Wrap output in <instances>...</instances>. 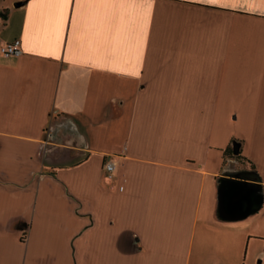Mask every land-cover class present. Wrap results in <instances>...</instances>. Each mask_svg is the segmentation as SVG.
Instances as JSON below:
<instances>
[{"label":"crops","instance_id":"obj_1","mask_svg":"<svg viewBox=\"0 0 264 264\" xmlns=\"http://www.w3.org/2000/svg\"><path fill=\"white\" fill-rule=\"evenodd\" d=\"M15 37L0 264H264V0H0Z\"/></svg>","mask_w":264,"mask_h":264},{"label":"rangeland","instance_id":"obj_2","mask_svg":"<svg viewBox=\"0 0 264 264\" xmlns=\"http://www.w3.org/2000/svg\"><path fill=\"white\" fill-rule=\"evenodd\" d=\"M251 216H247V217H244L243 220H240L241 221V225L239 226L238 230H239V238H241L242 236H244V234L246 233V231L249 229V226L248 224H250V220H248ZM256 225L260 224L261 223V220H256ZM264 248V241L263 240H260V239H257V240H252L251 243H250V246H249V249H248V253H247V260H251L254 258V255L255 256V261L258 262L259 260V253L261 252V250ZM240 249H241V252H242V256L244 254V251H245V241L244 243L242 244V242L240 243ZM258 249V250H257ZM255 262V263H256ZM258 264V263H256Z\"/></svg>","mask_w":264,"mask_h":264},{"label":"built area","instance_id":"obj_3","mask_svg":"<svg viewBox=\"0 0 264 264\" xmlns=\"http://www.w3.org/2000/svg\"><path fill=\"white\" fill-rule=\"evenodd\" d=\"M0 51L3 54H13V55L20 54L22 52L20 38L15 37L11 40L0 43ZM116 165H117V159L112 157L111 155L107 156L104 162V167L109 173V175H112L115 172Z\"/></svg>","mask_w":264,"mask_h":264},{"label":"water","instance_id":"obj_4","mask_svg":"<svg viewBox=\"0 0 264 264\" xmlns=\"http://www.w3.org/2000/svg\"><path fill=\"white\" fill-rule=\"evenodd\" d=\"M233 150L235 153L239 151V146L237 144H234Z\"/></svg>","mask_w":264,"mask_h":264}]
</instances>
